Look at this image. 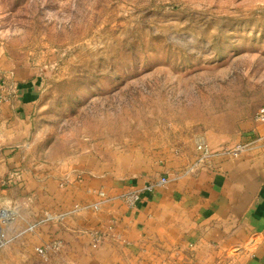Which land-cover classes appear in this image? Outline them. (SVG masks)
<instances>
[{"label":"rangeland","instance_id":"obj_1","mask_svg":"<svg viewBox=\"0 0 264 264\" xmlns=\"http://www.w3.org/2000/svg\"><path fill=\"white\" fill-rule=\"evenodd\" d=\"M0 76L36 94L19 166L0 178V210L31 218L23 236L59 223L24 191L34 164L65 176L88 160L121 171L203 143L253 145L264 159L253 122L264 104V0H0ZM86 194L92 214L109 201Z\"/></svg>","mask_w":264,"mask_h":264},{"label":"crops","instance_id":"obj_2","mask_svg":"<svg viewBox=\"0 0 264 264\" xmlns=\"http://www.w3.org/2000/svg\"><path fill=\"white\" fill-rule=\"evenodd\" d=\"M17 90L18 102L0 125L1 179L19 166L14 163L20 154L16 148L31 130L36 94L29 84ZM195 147L190 145L183 159L167 155L159 164L121 171L88 160L65 176L34 164L22 177L26 195L38 200L39 216L56 210L59 214L54 216L65 217L55 227H41L37 237L22 235L31 221L25 213L11 221L3 233L0 264H264L262 152L216 160L188 173L198 156ZM65 177L71 185L63 183L62 188L59 183ZM161 178L169 182L146 196L136 210L116 201L124 191ZM90 190L109 198L95 214L87 207L95 201L86 194ZM76 209L81 211L75 213ZM56 241L59 249L43 261L36 250Z\"/></svg>","mask_w":264,"mask_h":264},{"label":"built area","instance_id":"obj_3","mask_svg":"<svg viewBox=\"0 0 264 264\" xmlns=\"http://www.w3.org/2000/svg\"><path fill=\"white\" fill-rule=\"evenodd\" d=\"M16 87L12 89H8L5 85L4 79L0 76V125L3 124L5 116L10 112L11 107L16 103ZM253 122L260 127L264 126V104L258 109L257 113L254 116ZM253 145H245L241 143L231 144L228 146H219L218 148L211 150L204 145H198L196 147V152L198 156H196V163L189 168V172H192L198 166H211V163L216 160H234L241 159L245 157L247 154L251 152H256ZM263 153V152H262ZM173 180L172 182H175ZM169 181L165 178H161L156 181H151L145 185L140 191L136 192H128L126 194L121 195L118 198V201L128 209H133L141 200V196L148 195L152 193L155 189L161 188L166 185ZM146 193V194H144ZM95 211L99 210L98 206L94 207ZM80 209H76L75 212H79ZM10 214L6 210H0V247L3 246L4 236L3 233L9 229L10 222L14 220V218H9ZM52 217V218H51ZM64 215L59 216H46L47 222H60ZM3 230V231H2ZM29 230H32L29 228ZM55 247L52 248L46 247L44 249H40V251L36 250L37 255L41 259H45L47 255V251L54 250Z\"/></svg>","mask_w":264,"mask_h":264}]
</instances>
